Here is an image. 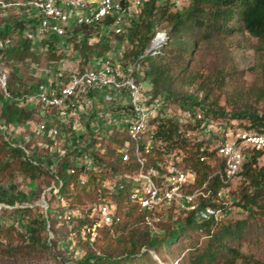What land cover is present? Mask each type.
<instances>
[{"label": "trees", "instance_id": "trees-1", "mask_svg": "<svg viewBox=\"0 0 264 264\" xmlns=\"http://www.w3.org/2000/svg\"><path fill=\"white\" fill-rule=\"evenodd\" d=\"M6 22L4 18H0V24H6L4 32H0V39L9 37L15 44V40L22 39L21 33H17L16 30L18 26L21 30L23 25L17 24L13 19L9 20L8 24ZM157 30H164L168 38L159 52L146 54L151 38ZM128 31H131V35L126 34ZM127 32L124 36L121 35V39L130 40L131 45L124 51V58L131 55L130 58L134 60L142 56L143 70L139 79L151 86L152 95H161L167 106L171 108L173 102H176L179 111L196 113L201 110L211 118L227 116L231 120L247 119L251 129L255 130H260L264 126V62L260 65L259 75L252 83L237 84L230 93H225L226 106L232 110L225 112V109L217 107L218 98L225 87L229 82L237 80L235 66L228 64L226 60H218L224 48L227 49L225 42L234 35L247 36L255 41L254 44L250 43V40L248 42L254 53L264 58V0H190L188 6L181 11L174 10L171 4L164 0H147L142 5L140 13L132 18ZM79 34L84 38L79 42L85 46L89 37L85 34L98 36L101 44L106 43L108 38L106 32L78 28L73 31L74 36L68 37L66 41H75L74 37ZM213 41L221 45V48L214 47L215 61L210 64L206 73L192 71L190 67L194 52L203 42L212 45ZM20 48L23 46L13 45L1 49L0 53L6 61L9 53L17 55ZM82 50L87 49L83 47ZM19 56L21 55H17ZM8 82L11 93L15 92L10 88L13 85L10 77ZM169 112L166 114L167 117L158 119L155 140L165 145L164 153L179 152L184 148L183 152H188L183 158L184 162L196 173L197 184L201 185L211 174L212 167L209 163L199 160L201 142L191 145V141L180 136L176 118ZM34 117H38L35 109L18 108L12 102L0 99V121L4 124L10 126L24 123L26 120L35 119ZM198 124L199 122L196 123ZM91 136L89 124L87 133L81 138L90 139V146H93L94 140ZM116 139L115 135L110 139L107 137L106 153L102 154L104 160L99 152L95 151L92 154L108 164L117 157ZM41 143L43 145L39 151L37 152L35 148L33 153L37 161V164H33L25 157L20 147H12L0 134V175L7 176L13 182L10 188L13 190L12 193L9 192L8 196V192L3 191L0 194V203L14 206L15 202H31L33 198L40 199L44 196L48 206L45 214L37 206L18 208L13 212L18 221L20 217L21 219L27 217L32 209H35L36 215L31 220L32 227L31 224L26 225L20 220L22 227L20 229L18 222H14L10 229H0V233L14 234L24 239L19 247L0 241L2 259H24L33 253L36 257L49 254L54 257L56 264H159L158 261L169 250L173 259L179 258V264H236L238 260L249 264L240 250L241 243L246 240L250 230L248 219L227 224H221L222 221L199 222L193 212L185 213L171 208L165 215L167 218L165 223L161 224L160 220L159 226L155 225L157 221L148 226L146 218L155 220L165 212L162 210L153 215L148 211H139L136 205L127 201V192L114 195L122 220L110 227L101 228L96 241L92 244L78 238V229L88 223L86 216L81 219L73 218L76 223L72 224L70 229H66L62 242L74 251L82 248L81 251L84 250V253L76 260L64 256L52 213L57 212L61 215L62 221L67 209H80L85 214L88 206L96 200L98 179L110 177L118 168L124 167L120 163L114 165L110 163L109 167L103 168L97 162L100 170L90 171L89 180L85 185H80L78 176L83 172L82 169H76L74 174L69 173L71 167L79 168L76 161L77 151L71 150L69 144L64 145L66 157L55 167L60 151H54L49 157L53 140L47 136L41 139ZM154 153L160 155L157 150ZM204 155L210 158L209 162L214 157L213 152L206 151ZM261 155H264V151L253 153L238 174L244 181L234 204L248 212L249 216L254 210L264 212V169L256 167L257 159ZM15 173H18L16 178ZM27 181L31 187L29 190H23L21 184ZM60 183L57 194H54L53 190H47L52 185L58 187ZM61 197L65 199V205L53 210L50 204L53 200L59 202ZM138 223L145 225L146 229H141ZM262 230L261 235L257 236L259 241L256 244L259 245H262L260 239H264V229ZM71 241L74 243L73 246ZM25 250L30 253L25 254Z\"/></svg>", "mask_w": 264, "mask_h": 264}, {"label": "built area", "instance_id": "built-area-1", "mask_svg": "<svg viewBox=\"0 0 264 264\" xmlns=\"http://www.w3.org/2000/svg\"><path fill=\"white\" fill-rule=\"evenodd\" d=\"M146 1L0 0V16L6 14L9 7L17 9L18 15L14 20L17 24L22 23L23 28H17L16 32L21 33L24 40L41 43L49 49L51 39L63 43L68 37H73V31L78 28L100 30L107 36L111 32L113 37L124 35L131 26L132 18L140 13ZM164 1L177 11L186 8L190 2ZM21 11L27 12L23 18L19 13ZM74 38L79 41L81 36ZM97 38L96 35H89L88 44ZM167 38L164 30H157L146 54L159 52ZM52 43L56 46L54 41ZM13 45L9 37L0 39V50ZM3 59L0 53V61ZM141 59L142 56L132 62L127 61L123 49L117 51L114 59L105 57L95 65H84V60H80L73 68L66 69L65 61L61 59L56 69L58 81L48 77L43 80V76H39L41 79L33 86L28 85L26 90L13 93L9 90V74L3 62L0 63V99L8 100L18 108L35 109L38 116L10 126L0 121V134L5 142L12 147H20L25 157L37 164L33 153L35 148L38 152L43 144L41 140L30 144L31 136L41 139L48 136L53 140L49 157L54 151H60L55 167L66 157L63 148L69 144L71 150L78 153L76 161L79 167H71L69 173L82 169L78 176L80 185L86 184L92 170L107 168L110 163H120L124 167L118 168L110 177L98 179L96 200L88 206L85 214L80 209H67L62 216L66 224H74L76 220L73 218L86 216L88 223L78 229V238L90 244L96 241L101 228L122 220L114 197L123 192L128 193L127 201L136 205L139 211L154 215L174 208L175 211L193 212L199 222H221L230 209L226 202L230 184L253 153L264 151V126L260 130L237 128L229 119L211 118L201 110L196 113L178 110L174 115L180 127L178 133L184 138L192 134L197 140L195 142H201L199 160L212 167L208 178L198 185L197 175L186 166L184 157L177 152L164 153L165 145L155 140L158 119L165 118L171 108L161 95H152L151 86L139 79L143 70ZM102 118H110L107 125H116L112 129L113 134H104L106 140L112 135L117 138V157L108 164L92 154L99 152L104 160L102 154L106 153L108 141L102 144V136L96 135L102 133L92 128L93 119L100 123ZM89 124L93 146H90V139L81 138L87 133ZM14 137L19 141L15 142ZM155 150L161 156L156 155ZM206 151L213 152L210 162V158L204 155ZM97 162L101 167L96 165ZM60 186L61 183L58 187L52 185L47 190L57 194ZM42 201L46 212L48 206L44 196ZM59 203L64 205L65 199L61 197ZM146 221L150 226L156 219L146 218ZM49 235L52 238V234ZM71 244L74 245L73 241Z\"/></svg>", "mask_w": 264, "mask_h": 264}, {"label": "rangeland", "instance_id": "rangeland-1", "mask_svg": "<svg viewBox=\"0 0 264 264\" xmlns=\"http://www.w3.org/2000/svg\"><path fill=\"white\" fill-rule=\"evenodd\" d=\"M20 1H24V0H20ZM6 12L7 13L0 16V18H4V20L7 22L12 19L14 20V18H16V16L18 15V10L12 7H9V9L6 10ZM19 13H21L20 16L22 18L27 14V12L25 13L23 11ZM5 25L0 24V32L2 31L4 32V29L6 27ZM87 34H85V36H89ZM126 34L131 35V31H128ZM112 35L113 34L111 32L108 33V38H106V43L101 44L100 40H98L97 38L96 40H92L90 45L86 43V46L83 43L79 42L84 40V38L80 34L79 36H81V38L78 42L74 40H68L66 42L59 43L56 42L55 39H51L52 41L48 44L50 45L49 49L48 47L46 48L41 43L38 42L30 43L26 40L23 42L22 40L23 38L20 36L22 39L15 40L14 47H16L17 45H21V47L23 46V48H20L17 53V55H21V56L17 57V55H14V53L12 54L9 53L7 56L8 57L7 60L4 61L3 59L2 61L4 64L3 66L7 70L10 79L13 81V85L10 86V88L13 91H17V90L24 91L26 90V87H28V85L33 86L37 81H39V79H41L39 78V76L40 77L43 76V80H45L46 77H48L49 80L53 79L55 81H58V77L56 76V69L58 66H60L61 59L65 61L66 69L71 68V66L72 67L76 66L80 60L81 61L84 60V65H87L88 63L89 65H95L101 62L103 59H105V57L111 56L112 59H114L117 51H121L122 49L123 51H126V49L130 48V43H129L130 40H126V39L122 40L121 36L113 37ZM249 40L250 39L247 36L234 35L232 38L229 39L228 42L227 41L225 42L227 49L224 48V51L218 56V60L220 61L226 60L228 64L235 66L237 70V75H236L237 80L229 82L228 86L225 87V89L221 93V97L218 98L217 107L219 109L222 108L225 109L224 110L225 112H229L230 110H232V108H230L228 105L226 106L225 93H230L232 91V88L235 87L237 84L252 83L259 75L261 70L260 65L264 62V58L262 56L256 55L253 49L249 46L248 43ZM53 41L56 43V46H54V44L52 43ZM250 43L254 44L255 41L251 39ZM76 45L78 46L75 47ZM215 46L221 48V45L216 41H213L212 45L206 42H203L200 45V48L194 52L195 55L190 67L192 71L194 72L204 71V73H206L210 64L216 59V56H214L213 54ZM83 47H85L87 50L83 51L82 50ZM130 56L126 57V60L132 62L133 60L130 58ZM2 62L0 61V63ZM44 71L48 72V74L45 75ZM190 92H192V90H190ZM124 104H127L126 101H124ZM98 107L99 104H97V108ZM177 112H178V104L176 102H173L169 113L174 116L176 115ZM113 116L116 118L115 115ZM217 117L229 119L227 116H217ZM84 118H86V115H84ZM109 120L110 118H102L99 120L100 121L99 123L95 119H93L95 123L93 124L92 128L95 127L94 129H98V131L102 133V134H96L97 136L100 135L102 136L101 137L103 138V140H101L102 144H105V142L108 141L106 140L104 134L106 133L113 134L112 129L113 128L115 129L116 126L115 124L107 125L106 123H108ZM229 121L234 127L251 129L247 119H234V120L229 119ZM186 139L191 141L190 143L191 145H193L192 143H196L195 141H197L192 134L190 135V137H187ZM17 140L18 139L14 137V141L18 142L19 140L18 141ZM40 140L41 137L31 136L30 144H35ZM186 147H187L186 149H188V146ZM177 153L182 157L188 155V152L186 153L177 152ZM256 167L257 168L261 167L264 169V155H261L257 159ZM14 176L15 178L18 177V173H15ZM243 181H244L243 177L239 176L236 179H234V181L230 184L229 193L226 197V202L228 203V205H230V209L226 217L222 220L221 224L234 223L238 220L248 219V229L250 230L248 232L246 240L241 243L240 250L246 256V259L249 261V264H264V239H260L262 245L256 244V242L259 241L257 239V236L261 235L263 231L262 229H264V212H262L261 210L258 212L257 210H254L251 213V216H249L248 212H246L240 207H237V205L234 204L237 201L239 195V188L241 187ZM12 185L13 182L7 176H3L2 174L0 175V194L3 191H5V193L8 192L7 195L9 196L10 195L9 192L12 193L13 191V190L11 191L10 189ZM30 187L31 184L29 181H27L26 183L23 182L21 184V188H23V190L25 189L29 190ZM41 201H42V196L40 199L33 198L31 202H25V201L22 203L15 202L14 206H9L6 203H0L2 205V207L0 208V229H10V226L14 222H18V228L20 229L22 228L20 226L21 221L23 223H26V225L31 224L32 227L31 220L36 215L35 209H32L27 214V217L25 218L22 217V219L20 217L19 219V221L21 220L20 222L18 221V219H16V216L13 214V212L18 208L37 206L41 208V212L45 214V207H43L45 206V204L41 203ZM50 205L51 208L54 210L60 207L61 203H59L56 200H53ZM55 213L57 214V212ZM55 213H52V217H54L52 220L54 222L55 231L59 233V238L61 239L59 242L60 249H62L64 256L76 260L77 258H79V255L84 253V250L81 251L82 248H79L78 251L77 250L74 251L69 247H67L65 242H62L63 241L62 239H64V233L66 229H70L72 227L71 226L72 224L64 223V220L63 221L60 220L61 215L59 214L56 215ZM165 215H167V212H165V214L163 215L156 217L157 224L155 223V225L159 226L160 220H161V224L165 223L167 221ZM28 226L30 227V225ZM138 226L141 229L142 228L146 229V226L143 224L138 223ZM23 240H24L23 238L18 237L14 234L10 235L4 232L0 233V241H3L4 243H10L13 247H19V244L23 243ZM28 253L30 252L28 250H25V254ZM27 256L30 257L24 259H17V260H7V259H2V257H0V264H56V262L54 261V257L50 256L49 254L42 255L41 257L38 256L36 257V255L32 253ZM178 261L179 258L173 259L170 251L168 250L163 255L162 259L158 262L159 264H179ZM236 264H244V263H242V260H238Z\"/></svg>", "mask_w": 264, "mask_h": 264}, {"label": "water", "instance_id": "water-1", "mask_svg": "<svg viewBox=\"0 0 264 264\" xmlns=\"http://www.w3.org/2000/svg\"><path fill=\"white\" fill-rule=\"evenodd\" d=\"M43 202V201H42ZM2 207V205L0 204V208Z\"/></svg>", "mask_w": 264, "mask_h": 264}, {"label": "crops", "instance_id": "crops-1", "mask_svg": "<svg viewBox=\"0 0 264 264\" xmlns=\"http://www.w3.org/2000/svg\"><path fill=\"white\" fill-rule=\"evenodd\" d=\"M8 23H9V21L7 22V24H8ZM73 67H74V66H73ZM73 67H72V68H73Z\"/></svg>", "mask_w": 264, "mask_h": 264}]
</instances>
